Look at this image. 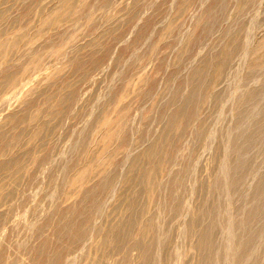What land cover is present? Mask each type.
Here are the masks:
<instances>
[{"label": "rangeland", "instance_id": "1", "mask_svg": "<svg viewBox=\"0 0 264 264\" xmlns=\"http://www.w3.org/2000/svg\"><path fill=\"white\" fill-rule=\"evenodd\" d=\"M0 264H264V0H0Z\"/></svg>", "mask_w": 264, "mask_h": 264}, {"label": "bare ground", "instance_id": "2", "mask_svg": "<svg viewBox=\"0 0 264 264\" xmlns=\"http://www.w3.org/2000/svg\"><path fill=\"white\" fill-rule=\"evenodd\" d=\"M21 34V33H20ZM16 41V40H15ZM179 121V120H178ZM157 169V168H156ZM156 171V170H155ZM154 178V177H153ZM150 188V187H149ZM7 194V193H6ZM5 195V194H4Z\"/></svg>", "mask_w": 264, "mask_h": 264}]
</instances>
